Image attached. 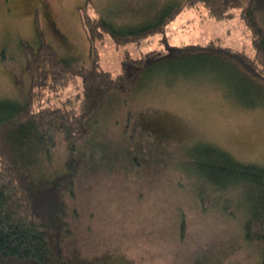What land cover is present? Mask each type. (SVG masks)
I'll use <instances>...</instances> for the list:
<instances>
[{
    "label": "rangeland",
    "instance_id": "rangeland-1",
    "mask_svg": "<svg viewBox=\"0 0 264 264\" xmlns=\"http://www.w3.org/2000/svg\"><path fill=\"white\" fill-rule=\"evenodd\" d=\"M173 1L183 0H0V99L26 98L24 50L39 46V31L59 55L88 65L83 16L93 18L102 7L110 22L133 28ZM234 14L216 20L198 3L139 41L117 44L106 33L95 43L98 65L115 75L125 55L211 41L253 57L251 34L239 10ZM146 79L119 110V103L104 105L89 138L76 146L78 173L74 195L66 200L69 233L62 242L66 261L258 264L259 252L243 237V214L219 210L223 199L217 209L200 203L197 192L204 183L197 184L193 156L198 142H208L238 161L264 164V109L247 105L253 96L221 64L200 74L186 64H157ZM81 90L75 77L65 87L45 89L40 98L57 106ZM67 154L59 140L53 166L62 169Z\"/></svg>",
    "mask_w": 264,
    "mask_h": 264
},
{
    "label": "trees",
    "instance_id": "trees-1",
    "mask_svg": "<svg viewBox=\"0 0 264 264\" xmlns=\"http://www.w3.org/2000/svg\"><path fill=\"white\" fill-rule=\"evenodd\" d=\"M198 3L216 20L230 19L239 10L251 34L253 57L211 41L168 46L140 57L125 55L115 75L98 65L95 43L104 34L117 44L139 41L161 31L183 8ZM100 10L96 7L97 16L82 19L89 42L88 65L59 55L39 31V46L24 50L29 76L26 98L0 99V264H68L62 242L69 233L66 200L74 195L78 173L76 146L89 138L91 125L99 122L100 109L114 102L119 103L118 110L122 108L157 64H186L190 73L199 74L221 64L245 86L242 91L253 96L247 105L264 109V0L173 1L164 4L152 20L133 28L116 26ZM75 77L80 78L81 94L57 106L42 103L45 89L65 87ZM59 140L68 150L62 169L53 166ZM195 148L194 174L198 186L204 183L197 192L200 203L206 209H217L223 199L219 210L230 215L234 208L241 212L244 240L256 247L258 264H264V164L238 161L208 142H198ZM184 228L181 220L180 234Z\"/></svg>",
    "mask_w": 264,
    "mask_h": 264
}]
</instances>
